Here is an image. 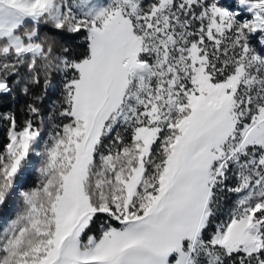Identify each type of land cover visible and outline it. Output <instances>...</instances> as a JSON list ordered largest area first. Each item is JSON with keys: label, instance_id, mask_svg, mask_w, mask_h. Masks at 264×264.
Wrapping results in <instances>:
<instances>
[{"label": "snow or ice", "instance_id": "obj_1", "mask_svg": "<svg viewBox=\"0 0 264 264\" xmlns=\"http://www.w3.org/2000/svg\"><path fill=\"white\" fill-rule=\"evenodd\" d=\"M16 91L0 206L30 155L40 179L0 264H264V0H0Z\"/></svg>", "mask_w": 264, "mask_h": 264}, {"label": "trees", "instance_id": "obj_2", "mask_svg": "<svg viewBox=\"0 0 264 264\" xmlns=\"http://www.w3.org/2000/svg\"><path fill=\"white\" fill-rule=\"evenodd\" d=\"M45 33H48V30L42 28L41 34L44 35ZM48 34L53 35V36L56 35L55 33H48ZM59 43L60 42L58 41L57 47H59ZM74 50L76 53H79L83 50V48L80 46V42H77L74 45ZM53 79H54V82L56 83V87L54 90L49 89L47 92H45L42 82L40 85H36L33 87V92L43 97L42 103L40 104L43 114H48L49 110L53 107L54 102L59 101L61 97V88L59 86L60 77L54 73ZM14 95L16 96V100L14 102H11L8 105L0 107V111L7 110L10 107L17 112L19 119L23 120L26 117V105L28 103H31V98L30 96L21 95L18 91H16ZM3 139H4V129L0 127V147H2ZM26 164L24 165L23 169H25ZM25 174H26V177H24L23 173L19 174L15 183L18 182L26 186L30 185V177H32L33 172L30 171V169H25ZM10 202H11V198L7 201L6 205L8 206ZM95 230L96 228L94 226L93 231Z\"/></svg>", "mask_w": 264, "mask_h": 264}, {"label": "rangeland", "instance_id": "obj_3", "mask_svg": "<svg viewBox=\"0 0 264 264\" xmlns=\"http://www.w3.org/2000/svg\"><path fill=\"white\" fill-rule=\"evenodd\" d=\"M41 159L36 155H30L28 158V162L26 164L25 169H30L33 172L32 177H30V185L26 186L20 183H15L13 185V195L11 197L10 204L0 206V229H2L6 222L10 219H14L15 215L19 209L20 205V197L19 192L30 190L35 187L39 183V167H40ZM25 169H22L21 173H23L24 177H26Z\"/></svg>", "mask_w": 264, "mask_h": 264}]
</instances>
